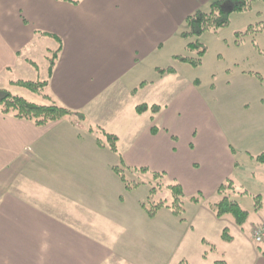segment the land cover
Wrapping results in <instances>:
<instances>
[{
    "label": "crops",
    "instance_id": "1",
    "mask_svg": "<svg viewBox=\"0 0 264 264\" xmlns=\"http://www.w3.org/2000/svg\"><path fill=\"white\" fill-rule=\"evenodd\" d=\"M212 1L0 0V81L10 86V75L19 77L27 65H34L37 41L51 40L55 51L58 43L46 34L54 35L61 48L50 77L47 60V77L37 81L47 82L48 98L41 101L54 102L84 118L35 127L0 114V264L205 261L204 248L193 251L185 243L192 223L207 225L203 216L178 223L179 216L168 208L171 196L165 190L152 202L165 201L161 209L171 214L166 220L159 217L161 209L149 217L142 208L154 187L151 174H163L165 184H178L190 204L191 198L199 197L196 216L201 210L206 219L220 224L221 218L208 205L219 200L218 188L236 174L237 154L243 153L251 162L259 154L238 148L239 140L225 132L201 95L198 81L185 87L180 102L158 106L155 114L148 110L139 115L135 109L156 106L153 94L164 80L177 75L173 67L175 73L164 76L155 69L154 80H141L144 58L156 52L188 16L207 12ZM131 73L135 82L130 81ZM143 82L146 86L138 89ZM145 91L147 100L130 104L128 113L112 107L145 99L141 95ZM243 105V114L250 117L248 106ZM262 107L264 99L258 105ZM96 129L117 137L116 153L103 139L104 146L97 145ZM114 167L130 182L134 181L127 173H133L138 186L126 189ZM256 168L264 172V164ZM232 186L229 193H235L234 182ZM258 196L262 203L250 216V230L264 223V196ZM210 227L203 235L212 233L214 244L202 241L217 250L222 230L219 226L211 232ZM233 242L234 238L228 245ZM179 246L183 256L175 260ZM222 261L229 264L226 256Z\"/></svg>",
    "mask_w": 264,
    "mask_h": 264
},
{
    "label": "rangeland",
    "instance_id": "2",
    "mask_svg": "<svg viewBox=\"0 0 264 264\" xmlns=\"http://www.w3.org/2000/svg\"><path fill=\"white\" fill-rule=\"evenodd\" d=\"M228 20L229 25L227 27L214 31H205L200 35L191 36L189 40H183L180 36V33L186 29L185 24L182 26L178 25L175 33L161 41V47L156 52L144 58V61L140 64L141 72L139 78L150 82L156 77L155 69L162 70L167 67H173L177 70V75L164 80L165 84L153 94V98H155L154 104L159 107L172 103L179 98V94L185 87L198 81L201 95L208 100L210 110L220 119V124H222L225 132L232 134L236 141L239 140V144L243 146L240 147L238 145V148L248 149L253 155L254 152L261 154L264 152V107L259 109L258 105L260 100L264 99V31L240 36V38L237 37V34H243L249 26L264 25V3L262 1H254L250 4L247 11L229 14ZM236 41H239V44ZM51 43L52 45L54 44L51 40L46 39L37 41L39 53H36L37 57L33 59L34 65H27L26 70L22 72L23 75L19 77L10 75L9 79L11 81L23 80L31 82L45 80L47 77V62L54 51L51 50ZM187 43H199L205 49L201 64L197 68L175 59L177 56L190 60L198 59V52L201 48L187 50ZM48 50L51 51L48 52ZM46 52H48L46 55L47 59L44 57ZM133 74L135 73L129 74L130 81L135 82L136 79L132 77ZM252 74H258L263 80L255 77L256 79H251L250 82H247L241 78L243 76L254 77ZM0 85L3 86L0 89L10 91L26 100L37 104H46V102L43 103L41 101V97L22 88L9 86L3 81H0ZM211 91L213 92L212 94H210ZM146 93L147 91L141 94L145 99H138L142 101L136 99L128 100L127 104L124 105L122 104L125 101L122 103L117 102V105L115 104L112 107L121 108L120 111L124 114L128 113L130 104H140L139 102L147 100ZM178 100L180 102V99ZM244 103L248 106L250 117L247 116V113L243 114L242 107ZM255 145H257L256 148L258 149L253 148ZM237 159L239 163L237 172L230 179L234 182L235 193H230V198L242 210L249 212V217L242 228L235 226L229 216L222 217L220 224L212 222L209 218L206 219L201 210L199 211L200 216H196L195 209L200 207H196L195 203L190 204L189 201L184 199L183 209L185 213L176 218L178 223H184V221L190 223L194 217L198 219L202 218V216L204 217L202 220L207 225L192 223V230H188L185 238V243L191 244L193 251L197 247L206 250V253L202 254L205 259L202 264H210L214 260H224V256L227 257L229 264H264V259H262L264 257V244H255L250 235V223L252 222L250 216L256 206L257 199H259V204L262 203L261 197L258 195L264 196V172H262L261 168H256L257 162H251L243 153H238ZM127 174H129L127 175L128 179L134 182L137 180V178L134 180L131 177L133 173ZM160 183L162 181H153L156 187H160ZM168 196L170 197V193H168ZM159 201L161 200L156 202ZM166 202L170 204L171 199L169 198ZM168 216H171V214L166 212V209H161L159 217L166 220ZM208 225L211 232L215 231L219 226L220 232L224 228H228L230 235L234 238V242L230 245L227 243L223 244L220 239V247L218 244L216 245L217 250H210L209 245L202 243V239L205 238L203 234ZM205 240L212 242V233ZM212 243L210 245L214 244ZM182 248V246L177 248V252L174 255L175 260L183 256ZM184 261L188 264L186 259ZM192 264L196 263L192 262Z\"/></svg>",
    "mask_w": 264,
    "mask_h": 264
},
{
    "label": "trees",
    "instance_id": "3",
    "mask_svg": "<svg viewBox=\"0 0 264 264\" xmlns=\"http://www.w3.org/2000/svg\"><path fill=\"white\" fill-rule=\"evenodd\" d=\"M254 1H262L264 0H214L210 3L207 12L196 11L192 15L188 16L185 19V27L186 29L180 33V36L183 40H189L191 36L200 35L208 30H217L221 28H225L229 25L228 16L234 12H244L247 11L250 7V4ZM264 31V25L256 24L255 26H249L247 30L242 34L238 33L237 37L246 36L249 34H253L255 32ZM45 35V34H44ZM47 37L55 40L59 47L53 51L51 57L49 58V66H48V76L50 77L52 73V69L54 66L55 59L60 51L61 41L54 35L46 34ZM239 44V41H236ZM201 48L198 52V59L190 60L183 57H175V59L179 62L188 63L193 68H197L201 64V58L205 53V49L202 44L199 43H187L186 49H197ZM175 73V70L172 67H167L165 69H157L156 74L159 76L164 75H172ZM254 77L259 80H263L261 76L258 74H252ZM197 84V82H195ZM11 86L22 88L30 93H33L36 96L41 97L42 99H47L48 96L45 94V88L47 82H31V81H23L17 80L12 81L10 83ZM146 86V83L143 82L138 86V89ZM137 89V90H138ZM136 90V89H135ZM136 90V91H137ZM133 91V92H136ZM132 92V93H133ZM136 113L141 115L146 111H151L153 114L159 111L158 106L148 107L146 105H140L136 107ZM0 114L6 117L15 118L18 120H23L32 123L35 127H44L50 123L56 122L58 120L64 118H74L79 122H83L84 118L81 114L72 112L68 109H65L54 102H50L48 104H37L26 100L25 98L15 95L10 91L0 89ZM155 132V129H153ZM107 144L109 150L113 153L117 152L116 143L118 141L117 137L109 135L104 131L97 129V137L96 142L99 147H103L104 145L101 143V140ZM255 161L259 164H264V152L255 157ZM114 173L118 176L121 182L125 185L126 189H132L137 187V183L129 182L126 180L124 174L118 169L113 168ZM141 173H147L146 169H139ZM153 181H162L164 178L163 174L152 173ZM160 187H152L149 191V196L146 200L145 204H142V208L145 209L147 215L149 217H154L157 210L163 208L165 206V201L161 200L159 202H152L153 199L160 193L162 190H166L170 193L171 203L168 206L172 210V213L176 216H180L183 213V192L181 187L178 184H165L160 183ZM233 190L231 180H227L225 183L220 185L217 190V195L220 197L219 200L215 203L209 204L208 207L212 211V213L216 216V218H222L224 216H229L233 221L234 225L242 228V226L246 223L249 213L247 211L242 210L239 205L232 201L229 197V191ZM257 199L255 208L259 205ZM193 203L199 202V197H193L190 199ZM220 239L224 243H231L233 241L232 236L228 228H224L221 232ZM204 245H209L210 250H216L213 245L202 241ZM179 264H187L185 261H181ZM213 264H226L224 261H215Z\"/></svg>",
    "mask_w": 264,
    "mask_h": 264
},
{
    "label": "built area",
    "instance_id": "4",
    "mask_svg": "<svg viewBox=\"0 0 264 264\" xmlns=\"http://www.w3.org/2000/svg\"><path fill=\"white\" fill-rule=\"evenodd\" d=\"M251 238L256 244L264 243V223L252 228Z\"/></svg>",
    "mask_w": 264,
    "mask_h": 264
}]
</instances>
